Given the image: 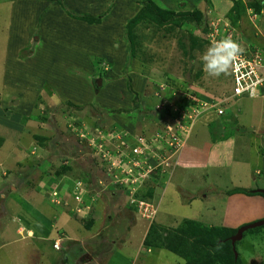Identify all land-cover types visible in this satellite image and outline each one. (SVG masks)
Here are the masks:
<instances>
[{"label":"rangeland","instance_id":"374dc122","mask_svg":"<svg viewBox=\"0 0 264 264\" xmlns=\"http://www.w3.org/2000/svg\"><path fill=\"white\" fill-rule=\"evenodd\" d=\"M151 1L175 13L197 10L202 22L157 25L145 17L128 28L142 0H0V212L33 195L67 239L56 236L60 251L49 246L58 250L54 241L39 248L58 260L65 253L61 264H78L80 249L91 261L81 264H191L159 244L180 236L184 219L236 229L264 219V195L248 193L264 189V88L221 100V114L188 121L186 145L200 164L209 163L205 153L214 164L185 182L174 168L184 143L150 172L156 161L147 159L136 179L120 178L118 161L107 159L120 149V129L151 138L170 125L165 112L180 105L182 88L199 100L232 95L229 75L208 77L199 56L210 45L211 25L219 31L217 21L229 24L241 6L233 37L246 52L260 50L264 62V47L246 41L264 45V0ZM160 84L162 99L155 94ZM139 201L150 204L148 218L139 215ZM17 226L0 244V264H16L18 252L21 264H32L41 240H31L21 221ZM241 235L234 242L241 264H264V224ZM44 255L39 264L50 261Z\"/></svg>","mask_w":264,"mask_h":264},{"label":"built area","instance_id":"2783aa9c","mask_svg":"<svg viewBox=\"0 0 264 264\" xmlns=\"http://www.w3.org/2000/svg\"><path fill=\"white\" fill-rule=\"evenodd\" d=\"M217 22L220 24V30L218 31L217 25H215V27H212L211 25L210 43L226 36H231L233 39L242 43L238 36H235V38L233 37V28L228 23L225 21H223V23L221 21ZM262 56L261 51L255 49L245 52V54L236 61L230 74H228L229 80L231 81L230 90L232 93L229 97L250 98L257 95L258 89H260V92L262 91L261 89L264 88V62ZM180 92V105H172L171 112L173 115V124L166 125L162 132H155L151 138L141 135L127 137V133L120 129L117 139L115 140H119L120 149L116 150L115 154H111L107 158L110 160L111 157V161H118L116 170L121 174L120 178L122 177V174L125 173L132 175V179H136L139 173L138 167L142 169V166L150 157L152 160L151 162L156 161V165L151 169L150 166L147 165V168L149 169L148 172L159 166L161 162L166 161L168 156L177 152L181 144L185 142L190 127L188 126L186 128L188 121L191 125L194 119L198 120L203 114H211L212 112L215 113L214 115L221 114L222 110L220 102H222L221 100L227 99L225 97L224 99L208 98L199 100L194 91L184 89V91ZM79 136L82 135L79 133ZM89 144L95 147L96 150L99 149V151H102L104 154L108 152L105 148H103V150L99 148L98 142L96 144L89 142ZM163 150L167 153V156L163 154ZM120 164H123V168L119 166ZM132 179L123 178L121 181L126 185H130ZM82 194L85 195L86 192H83ZM51 197L53 199L50 200V203H55L56 205L58 199L54 191H52ZM139 204H144V207L141 205L139 206ZM147 206L150 208V204L147 202H137V210L140 216H145L146 218L149 217L146 211ZM82 207L80 210H83ZM80 210L76 209V212H79ZM61 232L62 231L58 232L60 238L63 236V233ZM58 238L59 237L56 238L57 241H59ZM56 239L53 242L54 247H57Z\"/></svg>","mask_w":264,"mask_h":264},{"label":"trees","instance_id":"16d2710c","mask_svg":"<svg viewBox=\"0 0 264 264\" xmlns=\"http://www.w3.org/2000/svg\"><path fill=\"white\" fill-rule=\"evenodd\" d=\"M244 9L245 7L241 6V10H235L236 12L234 11V15L231 13V19L227 18L231 27L235 26L231 20L234 21L237 19ZM230 10V12H232L233 8H230ZM256 11H258V9ZM145 17L157 25H178L180 21L192 18L202 22L200 18H202L203 15L197 10H193L191 13H175L170 9L158 6L151 0H142L140 10L128 20L127 27L130 28L134 26L141 18ZM236 36L240 38L239 35ZM251 50H253V48ZM90 192L92 191H89V193ZM248 193L255 194L259 192L253 190ZM181 227H183L184 230L180 229V236L167 237L162 244H159H164L169 251H172L176 256L183 258L191 264H241L238 256L234 257L229 242V237L235 233L236 228L222 225H208L200 221L189 219H184L180 224V228ZM252 229H256V227L246 230ZM190 237L193 238L191 242L188 241ZM146 244H148V242H146Z\"/></svg>","mask_w":264,"mask_h":264},{"label":"crops","instance_id":"0c3cea01","mask_svg":"<svg viewBox=\"0 0 264 264\" xmlns=\"http://www.w3.org/2000/svg\"><path fill=\"white\" fill-rule=\"evenodd\" d=\"M255 40H256L255 38H251L249 41L246 40L248 42V43L247 42L246 43L248 45L249 44L261 45L264 47V45L258 44L259 43L258 41H256L253 44L251 43ZM226 98L228 100V99L233 98V97H226ZM199 122H201V121H199ZM202 124L204 125V123H202ZM204 126H206V125H204ZM189 136H187V139L185 140L181 150L179 151L178 156L176 158V163L174 165V168L176 167L178 169V174H179L178 176L181 178L180 180H182L183 182H185L186 177L190 178L191 176H196L197 174H199V171L201 169L206 168L205 165L211 167L214 164V159H213V161L211 160L212 155H210V153H205V155L203 157L204 159L208 160L209 163H207V164H205V163L200 164L199 163V161H198L199 159H197L199 154H197L195 152V148H192V147H189L186 145L187 144L186 141L188 139H190ZM213 140L214 139L212 138L211 141H213ZM215 140H217V138ZM211 141H210V144H208L207 146L215 148L216 145ZM260 172H261V170H259V171L255 170L256 174H260ZM179 184L182 185L181 183H179ZM2 197H3V194H0V207L3 208V206H1V201L4 204ZM12 200H13L12 201L13 205L11 203L9 204L8 202H6L7 205L5 207L6 209H9L10 212H8V211L0 212L3 214V215H0V226H1V228H0V244L5 239L6 240L9 239V236L12 233V232H10L9 229H12V231H16V232L18 231V229H17L18 226L15 227V222L19 223L21 221L22 229H25L27 234H31V236H33V237H31V240H41V243H39V244L37 243V245L31 242V245H33V244L35 245V248H34V252H35L34 256L35 257L32 256V259H31L32 264H39L40 260L45 262V259H41V258H43L44 254L40 251L39 248H41L42 250H45V248H43V246L45 247L46 245H48L49 241H50V243H52L57 238L56 236L58 235L57 233L59 232V230L57 231L56 228L54 227V224L51 223V218L49 219V217L47 216L49 214V211L47 209H45L43 205L38 203L37 200L34 199L33 195L32 196L30 195L28 198L24 199V200H27V202H21L20 205L18 204L17 199H12ZM18 205H19V207H15ZM36 208H38L39 211ZM39 215H41V217ZM13 219H14V221H13ZM60 222H62V221H60ZM49 227H50L51 231H52L51 228H55L53 230V232L56 230V232H54L55 233L54 237L51 236ZM61 233H63V232H61ZM48 237H52V240H50ZM61 238L63 239L61 243H65L67 241V239H65V237H64V234ZM43 242H44V244H43ZM49 246L51 247L52 250H55V251H60V249H61V247H60V249L58 248V250H57V249L52 248L51 245H49ZM80 250H79V253H80L79 257H83V258L81 260H80V258L79 259L77 258V263L81 264V263H84L85 261L91 262L88 257L85 258L83 255H81L82 253ZM29 251L33 253V251H31V250H26V252H29ZM86 251L88 252V249H86ZM6 252L8 254V251H6ZM46 255L50 259L48 264H54V262L56 264V261H58L59 264H61V263H63L62 259L65 255V253H64V255H62V257L59 260H58L57 254L53 255L52 251L50 253L49 252L45 253L44 258ZM16 256L18 259L16 264H21V260H19V258L21 256L20 253L18 252ZM5 259L7 260V257ZM85 264H88V263H85Z\"/></svg>","mask_w":264,"mask_h":264},{"label":"clouds","instance_id":"9594fccd","mask_svg":"<svg viewBox=\"0 0 264 264\" xmlns=\"http://www.w3.org/2000/svg\"><path fill=\"white\" fill-rule=\"evenodd\" d=\"M246 52L245 47L241 42L233 39L231 36H226L222 39L212 41L210 45L205 49V51L199 56V61L202 65L203 72L210 78H219L221 75L230 74L234 64L238 59H240ZM163 84L158 85L159 92L155 94L158 95L160 99L165 97ZM187 90V87L182 88L181 91ZM189 90V89H188ZM163 93L161 94V92ZM178 91V90H176ZM178 93V92H177ZM164 94V95H163ZM175 94H172L174 96ZM197 95V94H196ZM168 96V94H167ZM177 96V95H176ZM180 97V93H178ZM198 96V95H197ZM178 97V99H179ZM211 98L205 97V99ZM172 105L169 104L167 111L165 112L170 119V125L173 124L172 121ZM204 115H202L203 118ZM205 117V116H204ZM199 118V119H200ZM164 127L157 128V132H162ZM122 130V129H121ZM125 131V130H123ZM134 137V136H133ZM54 205V204H53ZM234 247V245H233ZM232 249V247H231ZM233 253V252H232Z\"/></svg>","mask_w":264,"mask_h":264},{"label":"water","instance_id":"95a60500","mask_svg":"<svg viewBox=\"0 0 264 264\" xmlns=\"http://www.w3.org/2000/svg\"><path fill=\"white\" fill-rule=\"evenodd\" d=\"M254 191L262 193L264 195V189H255ZM263 224H264V219H261L250 224L242 225L236 229L235 233L229 237V242L232 247V252L234 257H236V252L234 250L233 245L236 240L240 239L242 232L246 229L254 228Z\"/></svg>","mask_w":264,"mask_h":264}]
</instances>
